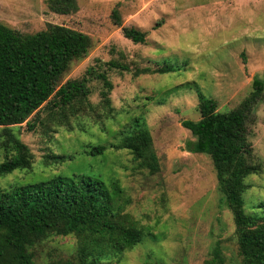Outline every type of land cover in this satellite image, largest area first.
Returning a JSON list of instances; mask_svg holds the SVG:
<instances>
[{
    "label": "rangeland",
    "instance_id": "obj_1",
    "mask_svg": "<svg viewBox=\"0 0 264 264\" xmlns=\"http://www.w3.org/2000/svg\"><path fill=\"white\" fill-rule=\"evenodd\" d=\"M69 13L50 7L49 0H0V21L33 33L49 24H63L88 34L92 48L76 60L64 81L91 78L89 116L73 120L72 129L54 126L44 132L27 123L15 131L33 154V168L0 177V187L21 186L56 176L75 174L117 178L125 189L126 211L152 228L153 239L119 254L115 264H220L213 249L219 242L224 262L242 264L233 213L218 185L211 158L189 152L194 139L183 120H198V91L214 98L220 111L237 107L253 90L255 78L264 81V0H76ZM118 10L122 25L113 11ZM123 27L147 32L144 43L125 37ZM119 60L132 71L110 68ZM171 64L169 72L135 74ZM105 72L113 83L112 114L102 103V80L88 69ZM45 114V113H43ZM42 114V115H43ZM145 122L153 137L160 169L139 167L127 149H117L122 132L133 128V118ZM252 161L261 173L245 178V209L264 215V90L248 123ZM107 143L99 154L86 152ZM64 156L47 164L44 155ZM3 160L0 153V162ZM77 240L54 236L38 248L34 264H76Z\"/></svg>",
    "mask_w": 264,
    "mask_h": 264
},
{
    "label": "trees",
    "instance_id": "obj_2",
    "mask_svg": "<svg viewBox=\"0 0 264 264\" xmlns=\"http://www.w3.org/2000/svg\"><path fill=\"white\" fill-rule=\"evenodd\" d=\"M50 7L69 13L76 0H49ZM122 25L118 10L113 11ZM126 38L144 43L147 32L123 27ZM91 37L63 24H49L45 29L23 33L0 21V177L18 169H32L34 154L15 131L27 123L29 130L38 125L44 132L54 126L72 129L73 120L89 116L94 110L89 100L91 78L87 75L64 81L71 64L88 55ZM110 68L132 71L119 60L106 63ZM176 68L164 64L158 68H137L135 74L164 73ZM92 77L102 80V103L111 115L110 92L113 83L105 72L88 69ZM264 81L255 78L253 90L241 103L220 111L214 98L198 91L200 119L182 121L194 139L186 142L189 152L208 155L214 165L218 185L233 213L238 252L242 264H264V215L255 216L245 209V178L261 173L262 165L252 161L253 145L248 123L262 98ZM45 113V114H43ZM43 114V115H42ZM132 130L111 144L127 149L139 167L152 173L159 171V159L153 137L146 123L133 118ZM107 143L94 145L86 152L99 154ZM64 156L49 152L44 161ZM125 189L117 178L75 174L56 176L21 186L0 187V264H34L38 248L54 236H72L77 240L76 264H115L126 251L153 239L152 228L137 221L126 211ZM264 209V202L259 205ZM212 261L224 262L218 242Z\"/></svg>",
    "mask_w": 264,
    "mask_h": 264
}]
</instances>
